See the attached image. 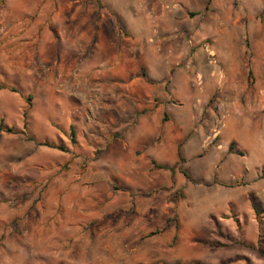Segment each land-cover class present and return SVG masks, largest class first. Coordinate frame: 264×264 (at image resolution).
<instances>
[{"label":"rangeland","instance_id":"obj_1","mask_svg":"<svg viewBox=\"0 0 264 264\" xmlns=\"http://www.w3.org/2000/svg\"><path fill=\"white\" fill-rule=\"evenodd\" d=\"M171 10L181 20L176 27L182 50L190 56L203 52L209 83L200 72L197 81L176 86L174 96L183 105L169 98L183 119L196 109V123H189L178 147L187 155L198 151L201 142L221 150L233 144V153L224 156L219 170L208 152L190 164L146 159L148 173H132L128 163L117 166L110 131L133 134L134 113L104 126L108 119L87 114L85 102L87 122L78 131L72 126L74 101L68 100L63 110L48 101L45 78L53 83L63 67L81 63L78 20H90L91 29V20H115L121 40L127 38L122 36L125 20L137 15L164 20ZM3 11L0 264H264V0H13L4 2ZM221 34L232 37L223 41L231 46L219 57L215 39ZM88 37L85 66L95 64L91 32ZM157 41L150 38L149 47L157 48ZM227 59L235 63L230 79L236 90L231 93L223 89ZM191 64L190 59L179 63ZM161 75L168 82L165 70ZM86 78L89 82L90 75ZM196 95L204 103L192 105ZM172 114L164 112L163 121ZM117 145L121 148L122 141ZM166 157L167 163L179 160L175 150ZM75 158L84 163L73 166ZM129 175L137 179L134 190L125 185ZM218 176L226 184L218 187L217 196L208 188Z\"/></svg>","mask_w":264,"mask_h":264},{"label":"crops","instance_id":"obj_2","mask_svg":"<svg viewBox=\"0 0 264 264\" xmlns=\"http://www.w3.org/2000/svg\"><path fill=\"white\" fill-rule=\"evenodd\" d=\"M4 2L10 5L13 0H0V20L4 17ZM136 17L135 20H125L124 27L120 25L124 32L121 31L122 36H127V38H122L121 40L119 39L115 20H91L93 22L91 23L92 29L88 27L90 20H78L75 28L77 37L76 56L81 58V61L78 59L81 63L63 67V70H60L57 75L58 80L53 83H49L48 77L45 78V84L50 86L48 87L51 91V95H49L47 100L55 106H60L62 110L68 100H73L75 108L71 111L72 126H76L78 131L82 129L83 123L87 119L85 102L92 108L87 110V114L108 119V122L102 123L104 126L112 127L115 125V121L118 120L117 116L120 117L123 113L129 112L130 115L134 113L131 123L136 122L137 125L135 128L133 127V134H127L124 137L117 129L111 128L112 131H110V144H115L113 146L116 150L114 154L120 159V165L117 166L124 167L128 163L126 166L132 167V173L134 169H140V171L148 173L146 159H151L161 164H174L178 161L190 164L191 161L201 162L205 159V153L208 152L212 153L214 159L212 166L214 165V168L219 170L218 164H222L226 154L230 155L229 151H227L228 148H225V150L217 147L207 148L201 142L198 151L183 155L182 146L178 147V145L182 142V138L187 136L189 123H196V109H194L193 115L183 119L182 115L175 113L176 106L169 102V98L172 97L178 105H183L182 101L174 96L176 86L182 88L183 85L191 84V81H197V78H202L203 76L205 85L209 84L206 83L207 75L205 68H203L206 66L203 52L196 50L190 56L188 50H182V43L176 27V24L181 21L178 20L177 10H171L170 13H167L164 20H143V18H138L140 17L138 15ZM72 21L70 20L69 25H72ZM149 21L155 22V25L150 26ZM70 30L72 32L73 28ZM0 31L2 33L4 27ZM68 32L70 34V31ZM90 32L92 37H94L91 57H95V64L85 66L83 58L85 56V47L90 41L88 40ZM219 37L215 39V48L219 57H221L222 49L231 46L226 44V41H223L229 40L232 35L221 34ZM150 38H155L159 41L157 48L151 49L149 47ZM129 41H134L135 45L129 44ZM189 59L192 62L189 67L187 65H179V63L187 62ZM226 64L227 81L223 89L228 93L236 90L230 79L235 63L227 59ZM162 70L166 71L168 82L161 75ZM188 70L192 71L193 75L188 76ZM200 72L204 75H200ZM195 74L198 76H195ZM88 75L92 79H89V82H87L88 79L86 78ZM175 77L177 81H175ZM35 87V89L39 88L37 84ZM55 90L62 92L60 97L54 96ZM165 91L168 92L167 99ZM202 103H204V98L196 95L192 105ZM102 110H108L109 116L106 117ZM164 112L173 113L170 115L168 122L163 121L165 118ZM31 120H33V116ZM65 134L68 135L67 132ZM55 136L60 142H65L61 134L56 132ZM129 140L131 143H129ZM118 141H122L121 148L117 145ZM103 148L106 149L105 147ZM123 148H125L124 152ZM171 150H175L179 160L174 158L167 163L166 155H171ZM68 151L69 149L66 148L65 153ZM138 151L142 152L140 157L135 156ZM79 160L75 158L73 166L79 167L84 163L83 160ZM232 180V182H236L237 179L233 176ZM136 182L137 179L135 177H130V175L125 177V185L129 190L135 189ZM222 184H226V181L218 176V178L216 177V182L211 180L210 188L208 189H215L214 191L218 196V187ZM205 194L208 196L206 192Z\"/></svg>","mask_w":264,"mask_h":264},{"label":"trees","instance_id":"obj_3","mask_svg":"<svg viewBox=\"0 0 264 264\" xmlns=\"http://www.w3.org/2000/svg\"><path fill=\"white\" fill-rule=\"evenodd\" d=\"M191 15H194V14H191ZM10 131H11V130H9V132H10ZM71 134H73V129H71ZM42 145L47 146V147H50V148L57 149V150L62 151V152H65V151H66L63 147H61V146H56V145H54V144H48V143H45V144H42ZM228 151H229L230 153H233V144H230V147H229ZM157 167H158L159 169H170V168H169L168 166H166V165H160V166H157ZM262 174L264 175V172H262ZM184 176H185L186 178H188L187 174H184Z\"/></svg>","mask_w":264,"mask_h":264},{"label":"built area","instance_id":"obj_4","mask_svg":"<svg viewBox=\"0 0 264 264\" xmlns=\"http://www.w3.org/2000/svg\"><path fill=\"white\" fill-rule=\"evenodd\" d=\"M203 49L210 57H213V50L208 45H203Z\"/></svg>","mask_w":264,"mask_h":264}]
</instances>
